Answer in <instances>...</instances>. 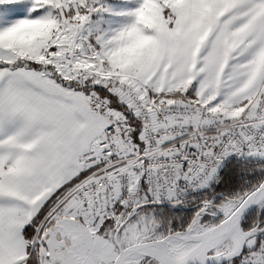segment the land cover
I'll use <instances>...</instances> for the list:
<instances>
[{
  "label": "snow or ice",
  "instance_id": "obj_1",
  "mask_svg": "<svg viewBox=\"0 0 264 264\" xmlns=\"http://www.w3.org/2000/svg\"><path fill=\"white\" fill-rule=\"evenodd\" d=\"M0 264H264V0H0Z\"/></svg>",
  "mask_w": 264,
  "mask_h": 264
}]
</instances>
